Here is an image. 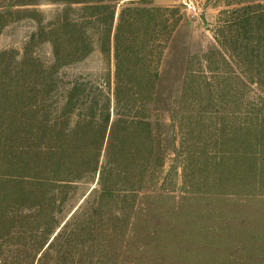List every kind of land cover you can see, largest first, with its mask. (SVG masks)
I'll return each mask as SVG.
<instances>
[{
  "label": "rangeland",
  "instance_id": "374dc122",
  "mask_svg": "<svg viewBox=\"0 0 264 264\" xmlns=\"http://www.w3.org/2000/svg\"><path fill=\"white\" fill-rule=\"evenodd\" d=\"M74 1L88 0H0L8 12L0 23V264H38L48 250L45 264H264V0H117L106 57L89 10ZM126 7L136 9L119 30ZM60 12L76 23L62 29V84L109 70L113 81L118 35L134 56V90L148 101L155 149L135 214L112 247L105 240L91 249L94 237L63 232L48 249L61 227L46 232L45 214L28 208L14 184L12 157L27 137L22 123L14 129L11 82L31 66L23 56L32 34ZM72 37H91L92 52L71 57ZM30 53L52 64L46 37ZM45 110L44 118L58 115L56 96ZM95 186L67 190L58 226L94 201L84 202Z\"/></svg>",
  "mask_w": 264,
  "mask_h": 264
},
{
  "label": "trees",
  "instance_id": "16d2710c",
  "mask_svg": "<svg viewBox=\"0 0 264 264\" xmlns=\"http://www.w3.org/2000/svg\"><path fill=\"white\" fill-rule=\"evenodd\" d=\"M118 1L73 2H83L85 6L81 9L89 10V20L96 24L94 34L104 57L110 56V37ZM4 7L0 3V9ZM135 9L126 7L122 10L119 30L125 12ZM156 10L161 15L168 11L164 8ZM62 12L54 21L40 24L38 31L32 34L23 56L24 60L28 58L31 66L23 69V74L11 82L14 129L22 123L27 137L26 145L17 146L12 157L14 184L20 189L28 208L45 214L46 232L50 233L56 224L61 227L48 249L63 232H70L74 239L83 233L88 238L94 237L91 249L103 247L105 240L106 245L112 247L128 225V216L135 214L136 197L143 187L155 149L148 101L142 91L134 90L133 78L138 77L131 67L134 56L130 50H121L118 35L115 38L113 81L109 70L98 75L76 76L69 86L62 84L65 74L60 72V66L66 58V50L61 51L62 47L66 49L62 29L76 26L75 21L63 16ZM7 13V10H0V23ZM39 35L46 37L52 46L53 59L49 66H43L30 53V47ZM68 43L75 49L71 57L75 55L77 60L89 55L94 48L91 37L75 41L72 37ZM148 80L155 86L157 69L149 72ZM52 96L57 97L58 115L44 118L46 103ZM113 114L115 119L111 121ZM16 130L13 134L15 142L21 137ZM88 182L96 186L84 202L91 198L94 201L82 204L62 226H58L57 208L66 199L67 190ZM48 254L49 250L38 264H45L44 258ZM77 264H81V260Z\"/></svg>",
  "mask_w": 264,
  "mask_h": 264
}]
</instances>
